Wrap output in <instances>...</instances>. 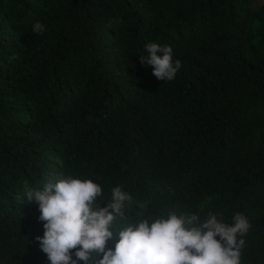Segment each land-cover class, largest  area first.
Here are the masks:
<instances>
[{"label": "trees", "instance_id": "trees-1", "mask_svg": "<svg viewBox=\"0 0 264 264\" xmlns=\"http://www.w3.org/2000/svg\"><path fill=\"white\" fill-rule=\"evenodd\" d=\"M148 42L174 80L140 63ZM61 174L100 183L101 207L133 195L116 230L241 212V264H264V0H0V264H50L25 191Z\"/></svg>", "mask_w": 264, "mask_h": 264}, {"label": "clouds", "instance_id": "clouds-1", "mask_svg": "<svg viewBox=\"0 0 264 264\" xmlns=\"http://www.w3.org/2000/svg\"><path fill=\"white\" fill-rule=\"evenodd\" d=\"M44 31L41 22L33 24V33ZM144 49L147 55H140V63L151 65L157 80H174L182 65L179 59L173 62L172 47L148 42ZM25 195L39 207L44 234L35 239L50 264H241L244 237L251 228L241 212L228 223L212 211L203 219L200 211H168L154 217L141 211L135 223L116 230V219L125 218L136 203L133 195L118 185L101 207L105 196L101 184L70 174L28 189ZM109 241L114 248H106Z\"/></svg>", "mask_w": 264, "mask_h": 264}, {"label": "rangeland", "instance_id": "rangeland-1", "mask_svg": "<svg viewBox=\"0 0 264 264\" xmlns=\"http://www.w3.org/2000/svg\"><path fill=\"white\" fill-rule=\"evenodd\" d=\"M260 3V1H257V4Z\"/></svg>", "mask_w": 264, "mask_h": 264}]
</instances>
